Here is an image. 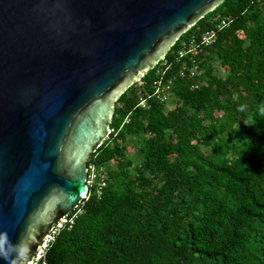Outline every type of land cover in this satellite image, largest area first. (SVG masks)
<instances>
[{
	"label": "trees",
	"instance_id": "16d2710c",
	"mask_svg": "<svg viewBox=\"0 0 264 264\" xmlns=\"http://www.w3.org/2000/svg\"><path fill=\"white\" fill-rule=\"evenodd\" d=\"M224 19L212 47L177 61L183 43ZM167 61L169 100L153 96L157 69L122 96L91 159L108 185L90 191L38 264H264V118L254 111L264 103V0H226Z\"/></svg>",
	"mask_w": 264,
	"mask_h": 264
},
{
	"label": "water",
	"instance_id": "95a60500",
	"mask_svg": "<svg viewBox=\"0 0 264 264\" xmlns=\"http://www.w3.org/2000/svg\"><path fill=\"white\" fill-rule=\"evenodd\" d=\"M225 1L0 0V264H36L122 96Z\"/></svg>",
	"mask_w": 264,
	"mask_h": 264
},
{
	"label": "built area",
	"instance_id": "2783aa9c",
	"mask_svg": "<svg viewBox=\"0 0 264 264\" xmlns=\"http://www.w3.org/2000/svg\"><path fill=\"white\" fill-rule=\"evenodd\" d=\"M219 20L221 17L218 18ZM217 19V20H218ZM231 24L230 21L224 19L217 25V29L211 30L206 32L200 43H195L192 42L191 44L188 43H183L182 48L180 51H178L177 55V61H182L185 57H188L189 55L192 56H199L200 53L204 48H210L212 47L218 37V32L223 30L224 28L229 27ZM157 69V70H156ZM171 69V64L168 63L167 58L163 60L154 70L155 72V80L153 82V88H154V94L153 96L160 100L161 102H166L169 100L170 93L172 91V83L173 82H168L166 79L167 72ZM190 78H193L196 76V74L199 73V68L198 65L195 64L194 68L190 70ZM140 85H143V81L139 83ZM198 88V86H196ZM141 105L143 107H146V102L142 101ZM129 121V120H127ZM108 172L106 171L105 167H99L97 164L92 163L90 161L89 166H88V178H87V185H88V194L86 196V199L90 195V191H95L96 194L101 197L103 195L104 189L108 185ZM78 214L73 215L72 218L66 217L65 219L61 220L55 227V229L52 231V233L47 237L45 242L42 244L40 251L37 255V262L42 260L44 257L47 248L49 247V244L53 242L56 238L57 235H59L62 230L65 229L66 225H73L74 219L77 218Z\"/></svg>",
	"mask_w": 264,
	"mask_h": 264
},
{
	"label": "clouds",
	"instance_id": "9594fccd",
	"mask_svg": "<svg viewBox=\"0 0 264 264\" xmlns=\"http://www.w3.org/2000/svg\"><path fill=\"white\" fill-rule=\"evenodd\" d=\"M238 111L241 114H244L245 116H247L250 112L253 111V109L247 103H245V104L238 106ZM254 111L256 112L258 116L264 118V103L256 105ZM244 122L250 126L254 123V121L247 120V119Z\"/></svg>",
	"mask_w": 264,
	"mask_h": 264
},
{
	"label": "rangeland",
	"instance_id": "374dc122",
	"mask_svg": "<svg viewBox=\"0 0 264 264\" xmlns=\"http://www.w3.org/2000/svg\"><path fill=\"white\" fill-rule=\"evenodd\" d=\"M220 67V66H219ZM222 71V70H221ZM227 76H228V72L227 71H222V77L223 78H227ZM129 155H130V157H134V158H136L137 159V157H139L138 155H136V153L135 154H132L133 152H130L129 151ZM136 177H138V175L136 176Z\"/></svg>",
	"mask_w": 264,
	"mask_h": 264
}]
</instances>
